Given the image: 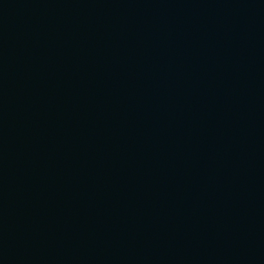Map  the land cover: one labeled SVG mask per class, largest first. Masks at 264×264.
<instances>
[{
  "label": "water",
  "instance_id": "95a60500",
  "mask_svg": "<svg viewBox=\"0 0 264 264\" xmlns=\"http://www.w3.org/2000/svg\"><path fill=\"white\" fill-rule=\"evenodd\" d=\"M0 264H264V0H0Z\"/></svg>",
  "mask_w": 264,
  "mask_h": 264
}]
</instances>
